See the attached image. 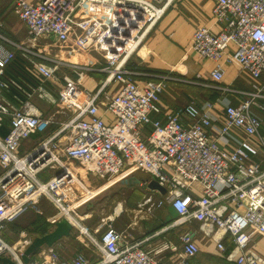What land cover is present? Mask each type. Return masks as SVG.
Listing matches in <instances>:
<instances>
[{
    "label": "built area",
    "instance_id": "2783aa9c",
    "mask_svg": "<svg viewBox=\"0 0 264 264\" xmlns=\"http://www.w3.org/2000/svg\"><path fill=\"white\" fill-rule=\"evenodd\" d=\"M172 1L15 0L26 38L14 51L0 44V127L1 118L9 121L0 137V258L23 264L31 238L20 232L9 244L6 226L30 210L41 214L38 205L47 202L56 209L45 219L51 228L65 218L71 232L88 238L97 259H64L54 244L28 264H161L112 220L102 221L94 237L76 216L91 199L89 190L140 172L165 189L155 208L175 211L169 229L196 226L178 235L182 254L175 264L199 252L196 235L213 242L219 254L228 237L227 261L264 264L252 246L254 236L264 234V164L258 159L264 136L251 110L264 97V84L253 82L221 115L195 99L165 110L160 98L168 78L137 82L126 69ZM212 1L217 31L196 28L190 49L211 65L215 83L227 64L257 80L264 74V0ZM15 52L31 68L32 81L5 74ZM90 73L103 75L94 90L80 83ZM32 134L35 144L22 154ZM146 182L139 185L146 188Z\"/></svg>",
    "mask_w": 264,
    "mask_h": 264
},
{
    "label": "crops",
    "instance_id": "0c3cea01",
    "mask_svg": "<svg viewBox=\"0 0 264 264\" xmlns=\"http://www.w3.org/2000/svg\"><path fill=\"white\" fill-rule=\"evenodd\" d=\"M212 8V0H173L126 64V69L133 73L132 78L137 82L157 81L160 77L168 78L167 88L160 98L165 110L178 109L189 99H195L198 105L211 103L213 107L211 112L221 115L226 105H237L243 99L242 92L251 91L250 85L253 82L258 85L264 84V74L253 81L246 74L240 73L235 64L225 66L223 78L219 83L211 80L208 75L211 65L199 59L190 49V43L196 28L205 27L213 32L217 31L212 19ZM25 38L26 28L17 16L15 0H0V44L14 51V44L21 43ZM31 71L27 62L15 52V59L6 68L5 74L8 77H22L26 81H32ZM102 77L101 74L90 73L80 83L86 89L94 90ZM256 104L257 106L251 110L260 120L259 132L264 136V97L257 98ZM151 117L152 120H160L162 116L159 114ZM35 139L25 141L22 149L32 147ZM258 159L264 164L262 153ZM108 185H102L100 192L109 188ZM145 189L141 196L125 205L127 209L124 208L125 212L114 219L113 227L117 231L126 232L132 241L141 242V248L153 252V256L161 264H175L176 259L182 254L178 235L186 230H195L196 226L169 229L168 226L174 219L167 221L170 216L168 206L155 208L161 196L157 192ZM98 190L96 192H99ZM144 195L155 198V202L144 207L141 205ZM121 221L124 223L120 225ZM98 236L99 234L96 237ZM194 239L199 252L187 259L186 264H235L224 257L232 249V242L228 237L223 240L224 254H219L213 242L204 241L198 235ZM252 246L264 257V234L255 235ZM87 258L91 262L97 259L93 253Z\"/></svg>",
    "mask_w": 264,
    "mask_h": 264
},
{
    "label": "rangeland",
    "instance_id": "374dc122",
    "mask_svg": "<svg viewBox=\"0 0 264 264\" xmlns=\"http://www.w3.org/2000/svg\"><path fill=\"white\" fill-rule=\"evenodd\" d=\"M35 138L36 135L32 134L31 139L33 140ZM23 152L24 148L22 149V154ZM133 177L139 181L147 179L145 178L147 176L142 173H137ZM105 184H109V182ZM138 184H134L133 182H118L107 188L105 191L97 193L96 195H94V193H96L97 189H99L98 191L102 190L100 189V187L96 188L94 191L89 190L87 192L86 198H89L91 196V199L88 200L84 205H80V207H78L76 210V216L82 219L80 223L85 228L90 230L91 234L96 237L99 233H94V230L99 226L102 221H105L107 224H109V222L112 220L111 225H113L114 219L116 218L114 216L115 209L117 208V206L121 207L122 209V211L118 214V216H120V214H123L125 212V205L127 206L128 202H131L137 196H141L142 191L146 190L144 187ZM100 185L101 184L98 183L97 187ZM147 200H149V202H147ZM142 201L143 204L141 205H143L144 207H148L155 202V198L150 197V195H148L147 197L146 195H144ZM38 208L41 214H38L35 210H30L23 214L15 222L6 226L4 232V239L9 244H14L17 242L18 234L23 229H25L28 223L35 219L36 216H41L46 219L47 217L54 215L56 212V209L53 206L44 202L40 203L38 205ZM124 221H121L119 224H123ZM19 227H21L22 230ZM27 235L31 238V240L34 238L33 236H31V234L27 233ZM78 236V231H73L71 237L63 238L62 240L56 243L55 247L59 252L63 254L64 259L72 258L76 254H83L86 257H89L92 254L89 249L88 238H86L85 236H81V238H79Z\"/></svg>",
    "mask_w": 264,
    "mask_h": 264
},
{
    "label": "water",
    "instance_id": "95a60500",
    "mask_svg": "<svg viewBox=\"0 0 264 264\" xmlns=\"http://www.w3.org/2000/svg\"><path fill=\"white\" fill-rule=\"evenodd\" d=\"M146 182V188L150 191L157 192L160 196H163L165 194V189L161 187L156 181L154 180H144ZM134 184L140 183L139 180L135 179L134 177H129L125 180H122L121 183H131ZM168 212L170 216L168 217L167 221L170 219H175L177 214L175 211L168 206ZM72 226L71 224L65 219L62 218L59 221H57L53 228L46 234L42 236L34 237L29 245L24 250V253L22 255V262L23 264H28L30 259L34 257L38 251L42 247H51L63 238H69L72 235ZM0 264H15L12 261H10L8 258L2 257L0 258Z\"/></svg>",
    "mask_w": 264,
    "mask_h": 264
},
{
    "label": "trees",
    "instance_id": "16d2710c",
    "mask_svg": "<svg viewBox=\"0 0 264 264\" xmlns=\"http://www.w3.org/2000/svg\"><path fill=\"white\" fill-rule=\"evenodd\" d=\"M1 122H2V125L0 127V136H5L9 131L8 119L3 117L1 118ZM137 173H140V172H137ZM137 173H135L134 175H136ZM145 178L148 179V177H145ZM147 179H144V180H147ZM144 180H141L140 182H144ZM19 228L22 230L21 227ZM50 229H51V226L50 224L46 222L44 217L36 216V218L30 221L27 227L23 230H25L28 234H31V236L37 237V236H42L48 233Z\"/></svg>",
    "mask_w": 264,
    "mask_h": 264
},
{
    "label": "bare ground",
    "instance_id": "6f19581e",
    "mask_svg": "<svg viewBox=\"0 0 264 264\" xmlns=\"http://www.w3.org/2000/svg\"><path fill=\"white\" fill-rule=\"evenodd\" d=\"M121 211V207L117 206V208L115 209V214H119Z\"/></svg>",
    "mask_w": 264,
    "mask_h": 264
}]
</instances>
